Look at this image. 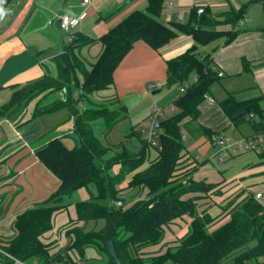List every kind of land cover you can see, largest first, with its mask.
<instances>
[{
	"label": "trees",
	"instance_id": "trees-1",
	"mask_svg": "<svg viewBox=\"0 0 264 264\" xmlns=\"http://www.w3.org/2000/svg\"><path fill=\"white\" fill-rule=\"evenodd\" d=\"M1 1L0 15L10 0L3 3ZM147 2L145 11L131 13L98 40L72 33L71 37H74L68 43L66 53L56 60L58 76L45 77L16 93L12 98L11 107L16 105L23 109L32 99L45 92L65 91L66 100L60 107L50 105L46 109L53 107L51 112H57L69 108L74 112L75 107L66 104V86L72 74H81L84 77L83 89L92 95L113 86L115 70L138 41H144L151 48L158 50L175 39L177 31L191 35L195 42L202 46L224 36L212 29H196L191 25L166 26L159 22L164 0ZM238 20L239 17L233 24H237ZM235 37L236 33L229 34L228 42ZM97 41L102 44L103 51L92 71L88 72L75 50ZM196 50L197 47H193L168 62L165 87L179 86L184 88L185 92L174 102L178 113L161 121L158 155L155 160L151 161L149 158L152 148L143 139L142 132L136 131L142 142L139 152L130 154L124 146L123 154L116 155L118 157L114 161L101 166L105 155L109 153L107 142L101 139V136H95L94 127L92 128L90 123L92 119L104 121V138L119 122H113L118 111L108 113L103 107L97 111V118H92L93 110L89 107L86 113L76 114V134L80 144L74 149L68 148L62 139L55 138L37 150L38 160L58 179L60 185L45 202L17 216L13 225L14 236L10 239H0V264H16V260L24 264H69V258L62 257V253L51 256L49 251L55 242L44 243L42 237L54 229L55 215L68 209L66 200L80 189H88L90 199L75 204L77 219L69 224L106 222L105 229L99 232L93 231L94 229L85 232L82 227L67 233L69 238L74 235L71 247L78 250L82 258L85 250L93 246L107 255L108 261L103 264H116L109 254L104 236L109 225V214H113L118 224L113 236V245L122 264H225L228 261L234 264H258L259 259L264 258V206L255 199L254 194H238L233 202L229 203L228 209L214 218L207 210L199 213L197 204L203 198L209 197L213 186L194 181V170L186 173L184 179H175L177 171L182 169L183 159L188 156L183 141V122L186 119L193 123L198 121L201 105L212 86L222 78L219 77V71L212 64V60L199 59ZM244 68L247 71L246 62ZM193 73L197 80L188 85L189 77ZM31 91L36 94L30 95ZM116 101L126 120L127 108L121 105L118 98ZM220 108L234 127L240 128L246 123H251L255 131L254 136L264 134V113L259 108V100L239 102L230 96L220 103ZM256 117L260 118L259 123L256 122ZM202 130L210 140L215 136L219 137L216 133ZM146 162L149 167L137 172ZM116 164H121L120 171L117 175H112V166ZM133 173L132 178L128 180L127 177ZM184 181L188 185L182 184ZM126 182L128 193L136 191L137 196L132 199L133 203L124 207L120 198L124 191L121 186ZM91 188H95V192ZM144 193L147 201H135ZM218 193L217 195H222V191ZM191 195L194 197H190ZM117 202H121V206L117 205ZM185 216L190 217L192 221L185 236L174 243L177 246L168 249L164 254L151 257L147 262L148 259H144L142 253L161 245L165 229Z\"/></svg>",
	"mask_w": 264,
	"mask_h": 264
},
{
	"label": "crops",
	"instance_id": "crops-1",
	"mask_svg": "<svg viewBox=\"0 0 264 264\" xmlns=\"http://www.w3.org/2000/svg\"><path fill=\"white\" fill-rule=\"evenodd\" d=\"M3 2L5 0L1 1ZM147 4V0H92L89 6H83L81 0H10L0 15V106L9 98V88L12 86L27 87L42 81L45 77L58 76L56 60L66 53L69 43V36L56 28V22L63 15L79 17L85 13L81 25L73 33L98 40L131 13L145 11ZM199 9L205 10L204 15L197 13ZM238 17L237 24H233ZM159 22L166 26L182 24L191 25L196 29H212L224 36L202 46L197 44L191 35L177 31L176 38L158 50L151 48L144 41H138L115 70L113 86L108 90L99 91L94 96L95 99L118 98L123 105L122 99L130 95L139 96L141 99L150 94L153 96L151 90L154 89H150L151 85H158L155 90L166 85L168 62L197 47V57L212 60V64L223 77L218 83L220 87L211 88L205 100L208 104L201 105L198 121L193 123L186 119L182 125V132L186 130L196 141L201 142L207 139L202 129L215 133L219 131L218 129L227 128L228 125L234 127L220 108V103L230 96L239 102L259 100V108L264 113V0H164ZM231 33H236V37L228 42V35ZM102 51L103 46L97 41L75 50V54L85 63L86 68H89L95 64ZM244 62L248 65L247 71ZM196 80L197 77L194 75L190 84ZM173 87L177 90L172 100L174 103L179 98L182 88ZM47 93L36 98L25 109L23 120L29 121L30 126H18L10 116L0 115V239L3 240L14 236L13 225L18 215L45 202L60 185L58 179L38 160L37 150L55 138L62 139L70 149L77 146L75 139L72 138L74 122L67 112L69 108L57 112H51L53 107L46 109L58 101L63 103L66 100V92L65 95L64 92H60V95L52 91ZM37 109H44V113L36 114ZM209 110L222 118L223 121L219 118L222 122L220 125L204 121L205 113ZM53 114H56L55 116L59 114L63 119L53 120V125L49 124V127L51 126L49 140L42 142L38 147H33L37 139L44 135H29L33 130L42 129V124ZM246 126L251 132L241 138L248 139L255 135V131L251 123H246L240 128ZM117 135L118 133H114L109 139L108 135L102 139L111 144V139H116ZM183 135L185 138V132ZM70 140L75 144L70 145ZM187 153L188 156L182 166L189 168L198 166L192 176L194 181L227 185L230 190L226 189L224 196H221L226 200H233L240 193L245 195L252 193L255 196L262 193L260 203L264 206V146L260 153L255 152L259 155V161L248 166L245 164L240 178L230 183H219L218 171L215 172L212 164H200L189 149ZM151 154L149 152L150 160H155L158 154L153 157ZM191 159L194 161L191 162ZM143 167L137 172L148 168L149 163H144ZM187 171L186 169L185 172ZM133 175L134 173L127 179L130 180ZM89 193L88 189H80L75 193L79 200L74 203L89 200ZM71 198L66 201L71 203L69 207L74 217L70 216L71 220L65 226L77 219L75 204L69 201L73 200ZM211 199L212 197H207L198 201V212L207 210L216 218L222 214L223 205H218L219 209L214 215L211 212L216 204H212ZM67 211L68 209L55 215L54 229L46 233L48 236L42 237L43 242L50 237L52 241L55 240L59 230L65 227L56 231V219ZM185 217L170 225L164 238L167 240L165 243L176 242L186 234L191 218L187 220V224L179 222L185 220ZM85 226L87 225L83 227ZM168 235L172 236L171 240L167 239ZM66 239V236L62 241L56 239L58 245L64 242L59 247L60 250L67 245ZM148 251H151V248ZM85 255L86 259H90L87 253Z\"/></svg>",
	"mask_w": 264,
	"mask_h": 264
},
{
	"label": "rangeland",
	"instance_id": "rangeland-1",
	"mask_svg": "<svg viewBox=\"0 0 264 264\" xmlns=\"http://www.w3.org/2000/svg\"><path fill=\"white\" fill-rule=\"evenodd\" d=\"M93 65L90 66L89 68H86L88 72L92 71ZM194 75H195L194 73L192 75H190L187 84L191 83L192 77ZM83 85H84V77L81 74H72L71 80H70L69 84L66 86L67 92H68V100H67L66 104L69 103V105L74 106L76 109V110H74V112L72 111L73 114H71L72 112L69 109L67 112H68V114L70 113V117H71V119H73V122H74V130H73L74 136L72 138L75 139L77 146L80 144V141H79V137L76 134V130H77V126H76L77 115L76 114L86 113L87 107H89L90 109L92 108V110H93V111H91L93 113L92 118L99 117V112H97V111L100 110L102 107L105 108L108 113H115V111H118V113L116 115H114V121L113 122L114 123H116L117 121H119V122L117 123V125L112 130H110L111 134L108 135V139H109V136H111L114 133L115 134L118 133V135L116 136V139H114V138L111 139V144L106 143L109 153L107 155H105V157L103 159L104 162L101 164V166L104 163L114 161V159L118 157L116 155H118L120 153L123 154L125 152V150H123L124 146L127 148V152L130 154H135L136 152H139V150L142 148V142L139 140V137L137 136V134L135 132L147 130L150 128V126H151L149 123L150 118H151L152 114L155 112V110H160L163 112L162 120L170 118L175 113H178V110H176L174 108V103L172 101L173 98H175L177 90L173 86L172 87L166 86V87H162L161 89H159V90H162L161 93L159 92L158 94L153 95V96H151V94H150V96L144 97L136 105H134L132 108L127 109L128 110L127 114H129V117H128L127 121L122 124V122L125 121L124 120L125 114L121 113L119 104L116 101V99H114V98L95 99L94 96H96L98 92H95L92 95H89L86 92V90L83 89ZM214 86L220 87V85L218 83L214 84L212 87H214ZM26 88L27 87H22V88L11 87V88H9V91H10L9 92V98L4 102V104L2 106H0V115L10 116V118L14 119V122H16L18 126H23V127L30 126L29 121L25 122L23 120L24 111L30 105V103L35 101L36 98L32 99V100L30 99L31 102L28 104L27 107H25L23 109L21 108V106H16V105H13L11 107V101H12V98L14 97V95L16 93L23 91ZM151 91H156V90L154 89ZM151 91H150V93H151ZM56 92L58 95H60L61 91H56ZM45 93H47V92H45ZM45 93L41 94L40 96L45 95ZM33 94H36V92L31 91L30 95H33ZM40 96H38V97H40ZM213 96H215V95H213ZM59 99L61 100V98H59ZM158 99H159V101L157 102ZM204 104L207 105L208 101H205ZM40 105H42V103ZM54 105H56V107H60L62 104L58 101V103H56ZM85 105H86V108H85ZM172 112H173V114H172ZM40 113L43 114L44 109H42V110L37 109L36 110V114H40ZM88 114H89V110H88ZM55 115L56 114L51 115L48 118L49 120L46 121L44 124H42V126H41L42 129H40L38 131L33 130V133H31L29 135V136H31V135H34V136L44 135L41 139H37V143H34V145H32L33 147H38L42 142H47L49 140V138L51 136V135H49L50 127H51V126L49 127V124L53 125V123H52L53 120L57 121L58 119H63V117L60 118L61 115H59V114H57L58 116H55ZM219 118L222 120V118L219 115H215L213 111L209 110L208 112L205 113L204 121L206 123L216 124L218 126L222 123V122H220ZM225 119L227 120V118H225ZM43 120H45V119H43ZM92 120H93L92 121L93 125L91 122L90 126L94 127V128L93 127L92 128L94 130V133H96L95 136H98V137L101 136L100 138L102 139V136H103V133L105 130V126H103L104 121L101 119H98L99 121L94 120V119H92ZM100 124H102V126ZM228 126H227V128H229V129L222 128V129H218L219 131H215V133L218 134L220 138H224L226 140L227 147L232 148L231 150H229V152H226V153L222 150L221 147L214 145L213 138L210 140L207 136L204 135L207 139L201 140V142H198L186 130L184 131L186 136H185L183 141H184L186 148L191 151L194 158L198 159V162L200 164H208V165L212 164L213 165V167L215 168V172L218 171V175H219V179H220L219 183H230L231 181H233L235 179H239L240 174L243 171L244 167H246L250 164H254V163L259 161V155H257L255 153V151H251V150L240 151L239 150V145H238L239 142H237V141L238 140L239 141L244 140L245 138H241V137L246 136V134L250 133L251 132L250 128H248L247 126L243 129L242 128H235V127H228ZM130 129H131V131H129ZM137 141L140 144H138ZM69 144L74 145L75 143L70 140ZM158 148H159V141H157L156 146L151 149V151H150L152 153L151 157L155 156ZM183 161H185V159H183ZM193 161L194 160L191 159V162H193ZM245 164H247V165L244 166ZM142 167H141V169H142ZM120 168H121V164L113 165L111 174L117 175L120 171ZM181 168L182 169L180 171H177V173L175 174V176H176L175 179H184L186 177L184 175H186L187 172L190 173L192 171V170L190 171V169H193L195 172V171H197L198 166L196 165V166L191 167V168L186 167V166H182ZM186 169L188 170L187 172H185ZM195 181L205 183L204 181H197V180H195ZM182 184L188 185L186 181H184V183H182ZM205 184L213 186L212 191L209 194V197L210 196L212 197L211 203L216 204V205H214V207H212L211 213L216 215V212L219 209L218 205H223V210H226V208L228 209L229 203L233 202L234 199L233 200H226V199L221 197V196H224L223 193L226 192V189L230 190L228 188V186L227 185H214V184H207V183H205ZM121 188L124 191L122 192V197L120 198V200L124 202V207H126L127 205H130V203H133L132 199L135 198V196H137V194H136V191L128 193V190L126 189L127 188V182L124 183L121 186ZM91 189H92V191L95 192V188H91ZM219 191H222L221 196L217 195V194H219L218 193ZM238 191H242V190H238ZM71 199H73V200H69V201L72 203H74V201L79 200L77 194H74ZM147 199L148 198L145 194L142 197L137 198L135 201L141 200V201L145 202V201H147ZM119 203H121V202H117V205ZM68 204L70 205L71 203L68 202ZM119 206H121V205H119ZM72 212H73L72 209L70 207H68V211L62 213L56 219V223H55L56 231H58L60 228L64 227L65 224L71 220V217H74V213H72ZM185 218H186L185 220L183 219L179 222H186V224H187V220L190 219V217H185ZM191 220L192 219H190V222H191ZM61 225H63V226H61ZM181 225H184V224H181ZM83 226H84V223L79 224V225L78 224L77 225H75V224L70 225L69 224V225H67L64 228L59 230V232L56 234V238H54L55 240L52 241V237H50L48 240L45 239L44 243L55 242V245L53 247H51L52 249L49 251L50 255L55 256V255L62 253V257L65 256L67 258L69 256V253H71V254H75L78 256H82L78 250L71 247L72 246L71 241L74 238V235H72L73 237L69 238L67 236V233L69 231H72L74 228H82ZM105 226H106V222L100 221L98 223L90 222L84 228H85V232H90L93 229H94L93 231L99 232L101 230H104ZM108 227H109V225H108ZM167 229H169V227L165 229L164 238H165V235L167 233ZM188 229H189V227H188ZM106 233H107V230L105 231V235H106ZM44 236H48V234H45ZM65 236L67 237V239H66L67 245L64 246L62 250H60L59 247H61V244H63L64 242L58 245V240H56V239H59V241L60 240L62 241L63 237H65ZM167 239L171 240L172 236L168 235ZM166 241L167 240L164 239L163 242L161 243V245L156 246V247H152L151 251H149V252H143L142 255L144 256V259H148L146 261L149 262L153 257H156V255L164 254L168 249L174 248L177 246V244L174 245L175 242L165 243ZM85 253H87V256H89L90 259H86L85 258L86 255H84V258L86 260L92 262V263L103 264V263L108 261L107 255L104 252L100 251L96 247L92 246V247L87 248L85 250ZM260 261H261V258L259 259L258 264ZM58 264H64V263L58 262ZM225 264H234V262L228 261Z\"/></svg>",
	"mask_w": 264,
	"mask_h": 264
},
{
	"label": "built area",
	"instance_id": "built-area-1",
	"mask_svg": "<svg viewBox=\"0 0 264 264\" xmlns=\"http://www.w3.org/2000/svg\"><path fill=\"white\" fill-rule=\"evenodd\" d=\"M81 3L83 6H89L92 3V0H81ZM204 11H205L204 9H199L197 13L199 15H202ZM85 15H86L85 13H83L79 17H71L69 15H63L60 18L61 19V30L63 31V33L69 36V42H71L73 38L71 37V34L81 25L83 19L85 18ZM218 75L219 77H223V74L221 72H219ZM155 88H158V85L154 84L150 87V89H155ZM184 92H185V89L182 88L181 93H184ZM162 118H163V112L160 110H155V112L152 114L150 118V122H149L151 125L150 128L147 130L141 131L143 138L149 143L151 148L156 146V142L158 141V138L160 136V133H161L160 125H161ZM213 141H214V144L216 146L221 147L225 153L229 152V150L232 149V148L227 147V143L224 138L215 136L213 138ZM238 145H239L240 151L251 150V151L260 153L261 148L264 146V134L256 135L254 137L241 140L239 141ZM262 198H263L262 193H257L255 196V199L257 201H261ZM118 205H121V203H119ZM67 258H69L68 259V261H70L69 264H90V261L86 260L85 258L83 259L82 257L75 255V254L69 253V256ZM15 262L16 264H24L17 260ZM259 264H264V258H261V261L259 262Z\"/></svg>",
	"mask_w": 264,
	"mask_h": 264
},
{
	"label": "water",
	"instance_id": "water-1",
	"mask_svg": "<svg viewBox=\"0 0 264 264\" xmlns=\"http://www.w3.org/2000/svg\"><path fill=\"white\" fill-rule=\"evenodd\" d=\"M56 28L61 30V19H59L56 22ZM159 92H160V90L153 91L152 95H156ZM64 95H65V91H64ZM140 100H141V97L135 96V95H130V96H127V97L122 99V104L127 109H130L134 105H136ZM256 122L257 123L260 122V118L259 117L256 118ZM108 218H109V227H108L107 233L105 235L107 248H108L109 254H110L111 258L114 260V262L116 264H122L120 262V260L118 259V256L116 254V251H115V248H114V245H113V236H114V233H115L116 229L118 228V224L115 222L113 214H109ZM7 264H11V262H8Z\"/></svg>",
	"mask_w": 264,
	"mask_h": 264
}]
</instances>
